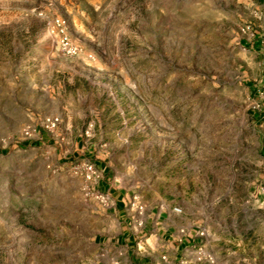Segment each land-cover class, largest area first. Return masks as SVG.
I'll use <instances>...</instances> for the list:
<instances>
[{
	"label": "rangeland",
	"instance_id": "obj_1",
	"mask_svg": "<svg viewBox=\"0 0 264 264\" xmlns=\"http://www.w3.org/2000/svg\"><path fill=\"white\" fill-rule=\"evenodd\" d=\"M261 12L0 0V264L95 263L104 177L195 230L205 264H264Z\"/></svg>",
	"mask_w": 264,
	"mask_h": 264
},
{
	"label": "crops",
	"instance_id": "obj_2",
	"mask_svg": "<svg viewBox=\"0 0 264 264\" xmlns=\"http://www.w3.org/2000/svg\"><path fill=\"white\" fill-rule=\"evenodd\" d=\"M244 1L264 16V0ZM98 189L109 205L99 206L102 222L91 238L98 250L93 264H205L197 232L171 211H152L139 199L130 201L107 177Z\"/></svg>",
	"mask_w": 264,
	"mask_h": 264
},
{
	"label": "built area",
	"instance_id": "obj_3",
	"mask_svg": "<svg viewBox=\"0 0 264 264\" xmlns=\"http://www.w3.org/2000/svg\"><path fill=\"white\" fill-rule=\"evenodd\" d=\"M56 22H57L58 27H60L59 33L62 35L61 40H60L62 49H64L67 54H70V55L75 54L77 49L76 47L72 46V44L69 42L67 37L64 35L63 29H62V22L60 20H56ZM86 177L88 180H91V179L94 180V179L99 178L98 172L92 165L87 166V176ZM97 198L103 205H109V199L106 195L99 193Z\"/></svg>",
	"mask_w": 264,
	"mask_h": 264
},
{
	"label": "trees",
	"instance_id": "obj_4",
	"mask_svg": "<svg viewBox=\"0 0 264 264\" xmlns=\"http://www.w3.org/2000/svg\"><path fill=\"white\" fill-rule=\"evenodd\" d=\"M24 145V144H23Z\"/></svg>",
	"mask_w": 264,
	"mask_h": 264
}]
</instances>
